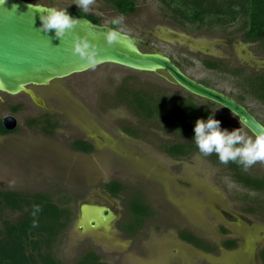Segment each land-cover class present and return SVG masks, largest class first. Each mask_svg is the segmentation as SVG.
Segmentation results:
<instances>
[{
    "label": "rangeland",
    "instance_id": "1",
    "mask_svg": "<svg viewBox=\"0 0 264 264\" xmlns=\"http://www.w3.org/2000/svg\"><path fill=\"white\" fill-rule=\"evenodd\" d=\"M25 1L73 8L68 11L70 15L77 17L75 10H78L97 19L101 25L111 27L112 20L121 16L107 0H95L87 12L75 5L76 0ZM133 1L134 13L122 15L124 20L120 25H114L115 29L144 40L147 47H141L142 52L152 49L182 63L187 75L193 79L210 81L217 90L235 98L239 94L237 85L241 82L229 76L211 74L200 66L198 58L210 54L231 66L246 67L247 74L264 66L262 47L243 44L239 36L229 38L227 33L219 31L189 33L170 20L171 14L163 9L160 0ZM185 60L192 65L189 67ZM126 86L158 87L184 93L164 72L142 73L111 64L98 66L53 81L52 88L60 91L66 102L61 106L60 127L52 137L26 126V122L40 111L24 95L0 94L6 102L0 108L1 116L10 112L11 105L22 107L13 113L18 123L16 132L0 138L1 190L42 192L54 199L68 197L76 220L83 201H94L103 194V185L114 180L127 188L124 198L101 197V202L112 207L122 217V223L131 217L127 205L131 194L136 192L142 195L151 210L156 211L135 237L122 233L117 227H112L111 233L101 229L84 234L75 222H71L58 239L55 256L72 263L92 250L100 257V264H212L208 257L205 259L177 237L179 231L189 227L216 238L221 223L229 221L223 213H210L207 209L198 211L201 206L197 205L207 204L208 190L213 194L212 202L221 200L218 201L219 209L248 217L264 229L259 218L264 217V192H253L232 182L227 170L216 165L209 156L195 153L179 160L168 157L158 145L172 143L177 137L157 123L143 121L129 107L119 103L118 95ZM245 106L264 125V106L251 96L245 98ZM81 111L80 115L88 120L90 127L106 135L104 138L110 140L109 143L112 141L113 146H100L102 140L98 139L99 144L94 146L92 154H79L72 149L71 142L88 133L85 124L74 119ZM224 117L228 120V131L240 127L251 135L232 114L225 111ZM129 131L138 137L130 136ZM247 173L264 177V162L248 168ZM176 191L180 193L178 197H184L181 210L174 207L169 198V194L176 195ZM195 215L200 220H194ZM84 216L93 217L86 211ZM87 220L84 219V223Z\"/></svg>",
    "mask_w": 264,
    "mask_h": 264
},
{
    "label": "trees",
    "instance_id": "2",
    "mask_svg": "<svg viewBox=\"0 0 264 264\" xmlns=\"http://www.w3.org/2000/svg\"><path fill=\"white\" fill-rule=\"evenodd\" d=\"M107 1L120 15L126 16L135 11L133 0ZM163 4L171 12L170 20L191 33L204 30L210 32L214 28H224L229 23L243 20L247 26L245 39L261 42L264 48V0H165ZM72 9L67 10L73 11ZM75 11L78 12L77 17H86L100 25L97 19ZM243 85L249 95L264 104L263 72L246 76ZM149 88L126 86L117 99L143 121L157 123L177 137L172 143L158 145L159 150L170 156L183 158L192 153H200L194 141V127L198 119L207 120L214 113L213 118L221 122L222 129L228 126V120L224 117L225 111L218 112L213 103L189 94L170 92L171 90L165 88ZM0 132L5 133L2 128ZM129 135L138 137L130 131ZM76 144V148L83 152L91 150L86 142ZM210 157L232 171L235 182L242 187L253 192H264V177L250 175L238 161L223 164L215 153ZM106 187L112 195L122 189L115 183L107 184ZM134 194L129 206L135 217L125 226L131 235L142 228L143 220L151 214L142 195L139 192ZM70 207L71 199L68 197L54 199L42 192L0 189V264H100V257L92 250L86 251L72 263L63 262L55 256L54 248L58 239L73 219ZM180 238L199 246L198 241L187 234L180 233ZM260 258L264 264V248L261 249Z\"/></svg>",
    "mask_w": 264,
    "mask_h": 264
},
{
    "label": "water",
    "instance_id": "3",
    "mask_svg": "<svg viewBox=\"0 0 264 264\" xmlns=\"http://www.w3.org/2000/svg\"><path fill=\"white\" fill-rule=\"evenodd\" d=\"M50 7L25 0L0 3V93L26 95L34 105L46 110L44 101L31 87L48 86L53 81L111 64L142 73L164 72L184 92L228 111L251 136L264 132V125L233 99L190 79L162 53L142 52L139 46L146 44L141 39L111 26L95 24L86 17H75L80 21L79 25L62 40L55 37L54 30L48 33L39 31L42 26L40 16L45 13L36 8ZM110 30L120 34L119 42L111 46L105 39ZM83 36H88L99 50L101 59L95 67L73 55L74 39ZM3 125L11 131L16 121L9 116L3 119ZM93 224L98 226L96 221Z\"/></svg>",
    "mask_w": 264,
    "mask_h": 264
},
{
    "label": "flooded vegetation",
    "instance_id": "4",
    "mask_svg": "<svg viewBox=\"0 0 264 264\" xmlns=\"http://www.w3.org/2000/svg\"><path fill=\"white\" fill-rule=\"evenodd\" d=\"M160 1L163 4L165 0H160ZM177 1H179V0H177ZM220 1L222 2V0H218V2H220ZM163 7H164L163 9L167 10V8L164 4H163ZM169 14H171V12H169ZM178 27H180V26H178ZM246 30H247V26H246L245 22L243 20H237L233 23L227 24L224 28H214L210 32L205 31V30L203 32L212 33V31H219L222 34L227 33V35H229V38H233L234 36H239L241 38V41L243 44L255 46V47L258 46V48L262 47L260 50L262 52H264V48H263L261 42H252V41L245 39L244 35H245ZM196 33H200V32H196ZM138 39H140V38H138ZM224 39H226V38H224ZM145 44H146L145 46H139L140 50H141V47H147L146 42H145ZM149 51L152 52L154 50L150 49ZM150 52H146V53H150ZM163 55L168 57L175 66H177L179 69H181V71L186 76H188L186 73V70L184 69L185 66L182 63H178V62L172 60L169 56H167L165 54H163ZM198 61L200 63V66L204 70L210 72L211 74L229 76V77H232L234 79L239 80L241 83H239L237 85V91L239 92L240 95L238 94L235 98H233V97L228 96L225 93L217 90V88H215V86H213V83H211L210 81L196 80V79H193L192 77L188 76L190 79H192L195 82L203 85V87L205 86L207 88L216 90V91L224 94L225 96L233 99L234 101H236L237 103L242 105L244 108H246L245 98L247 96H251L248 94L247 91H245L246 89L244 88V85H243V84H245L246 76L248 77V75H251L253 73H258V72L264 73V66L260 67L259 70L256 69L255 71L253 70L252 73L247 74L245 71L246 67L239 66V65L238 66H231L227 62H226L227 64L224 63L225 61L223 59H217L215 56L210 55V54H204V56H202L201 58H198ZM185 62L188 63L187 64L188 66L192 65L187 60H185ZM215 63H216V65H213ZM52 84H53V82L48 86H33V87H31L32 90L34 91V93L36 94V96L41 98L44 101L45 106H46V110H43V109L39 108L38 106L34 105L30 101V99L26 95H24L25 98H27L28 101L36 109H38L40 111V113H37V115L36 114L33 115L32 119L26 122V126L28 128H34V127L37 128L38 132H40L42 135L47 136V137H52V135L60 127V121H59L60 118L59 117H61V114L63 113L61 110V106L63 105V102L64 103L66 102L63 94L60 91L53 89ZM175 86H177V85H175ZM170 90H171L170 92L174 91V92L179 93V91H176L174 89H170ZM183 92H184V90H183ZM0 94H5V93H0ZM182 94H189V93L184 92ZM6 95H8V94H6ZM193 97H195V96H193ZM251 97H253V96H251ZM195 98H198V97H195ZM198 99H200V98H198ZM201 100H203V99H201ZM204 101H207V100H204ZM59 102H60V104H59ZM5 103H6L5 100L2 99V96L0 95V108L4 107ZM210 103H212V102H210ZM258 103H260V102H258ZM260 104H262V103H260ZM214 105H216V104H214ZM262 105L264 106V104H262ZM216 106L218 108H220L221 110L226 111L222 107H220L218 105H216ZM21 108L22 107L20 104L11 105L9 107L10 112L8 114H4L2 116L0 115V128H2L5 131V133L0 132V138L3 139L6 136L11 135V134L16 132L18 123H17L16 117L14 116L13 113L16 111L18 112V110ZM247 111L249 112L248 109H247ZM218 112H221V111H218ZM77 113H78V115L76 116L77 119L76 118H74V119L84 123L85 124L84 127L86 128L88 133L87 134L84 133V137L76 138L71 142V147L75 152H77L79 154H92L94 152V149H95L94 146H97L99 144L100 140H102L101 144H99L100 146H105V145H112L113 146L112 141H111V143H109L110 140H107L104 138V136H106V135H104L103 133H100L96 128L92 129V127H90V125L88 124V120L80 115L82 113V111L77 112ZM249 113H251V112H249ZM9 116L13 117L16 121V126L11 131L6 130L4 128V125H3V119L6 117H9ZM227 128H228V126L226 127V129ZM98 139H100V140H98ZM78 142L79 143L86 142L87 144H89L91 146V150L89 152H83V151L77 149L76 143H78ZM105 142H106V144H105ZM192 154H195V153H192ZM192 154H190V155H192ZM166 155H168V154H166ZM190 155H188L187 157H183V158H178V157L175 158V157L170 156V155H168V157L173 158L175 160H179V159L188 158ZM210 158L212 160V157H210ZM213 162L216 165L223 167L220 164L216 163L215 160H213ZM226 170L229 173V176H230L232 182H235L236 180L232 176L233 172L228 170V169H226ZM110 183L118 184L122 187V189L119 190L118 193L112 195L107 190V187H106V185L110 184ZM235 183H237V182H235ZM102 189H103V194L98 195V197H96L94 201H89L86 199L83 201V205L80 206V213H79V216L77 217L78 219L75 220V218H74L75 215L73 213L72 223L75 222L78 225V229H80V231L83 233L86 231L87 234L88 233L90 234L91 232H95V231H98L101 229H106V230L110 231V233H111L112 227L113 228L117 227V230L118 229L121 230L122 233L127 234L130 237L137 236L138 233L141 231V228L138 229L134 235L129 234L125 229V226L129 225L131 223V221L133 220V218L135 217L134 214L131 213L130 206H129V202L135 194H133V195L131 194V197H130L128 205H127V210H128L129 215H131V217L122 223L121 222L122 217H119L117 212L114 209H111L112 207L111 208L106 207L101 202V197H104V198L108 197L110 199H120V198L122 199V198H124V194L126 193L125 191L127 190V188L124 185L120 184L119 182L113 180V181H109V182L105 183L103 185ZM178 191H176L177 192L176 195H172L170 193L169 198L171 200L172 205H174V207H176L177 209L181 210L182 209V203L184 204V197H181V198L178 197L180 195V193ZM94 194H95V192L93 193V196H94ZM211 195H213V194L209 193V190H208V192L206 193V199H205L207 202L206 206H203V204L197 205V206H201V208H199L198 211L207 209L210 213H214V211L220 213L221 215L223 213L227 216V218H229V221L225 220L223 223H221L220 227L218 228V237H216V238L207 237L206 235H204L202 233H198L192 229H189V227H186L182 231H179L177 234L178 235L177 237L184 244L190 245L195 250H197V252L200 253L205 259H207V257H208V259H210L209 261L212 264L219 263L220 261L223 262L221 264H262V261L260 258V252H261V249L264 248V232H263L264 229H261L260 227H258L259 223H256L253 220H250L248 217L235 216V215L226 213L223 210L219 209L220 206H219L218 201L220 199L219 200L216 199L215 202H212L211 201L212 200ZM220 202H221V200H220ZM148 207H149V205H148ZM150 210H151V208H150ZM85 211H86V213L89 212V214L93 217L92 218L85 217L84 216ZM155 212L156 211L151 210L150 217L153 216V214ZM187 212L188 211L185 210V213H187ZM249 213H252L251 210ZM150 217H147L146 219H144L143 223L145 224V222ZM194 217H195L194 220H197V219L200 220V218L196 217V215ZM259 218L262 220V222H260V224L264 225V217L263 218L259 217ZM84 219H88L86 223H84ZM95 221L98 223V226H95V224H93ZM83 227L85 228V230H83ZM180 233H184L190 237L195 238L198 241L199 246L197 247L196 245H194L193 243H191L189 241L182 240L180 238ZM89 239H90V237H88V240ZM214 258H216V259L214 260Z\"/></svg>",
    "mask_w": 264,
    "mask_h": 264
},
{
    "label": "clouds",
    "instance_id": "5",
    "mask_svg": "<svg viewBox=\"0 0 264 264\" xmlns=\"http://www.w3.org/2000/svg\"><path fill=\"white\" fill-rule=\"evenodd\" d=\"M5 0H0L4 3ZM95 0H76V6L87 12ZM45 14L40 16L42 26L39 31L48 33L55 31V37L62 40L68 33L72 32L78 25L79 20L69 14L67 9L50 7L36 8ZM124 20L121 15L112 20L114 25H120ZM106 42L109 46L119 42L120 34L116 30H110L106 34ZM73 55L78 56L88 66L95 67L100 61L99 50L88 36L77 37L73 41ZM214 115V113H213ZM209 115L207 120L198 119L194 127V141L199 152L204 156L215 153L219 161L227 164L230 161L241 163L245 170L258 162H264V132L255 137L249 135L242 128L232 131L221 128V122Z\"/></svg>",
    "mask_w": 264,
    "mask_h": 264
}]
</instances>
